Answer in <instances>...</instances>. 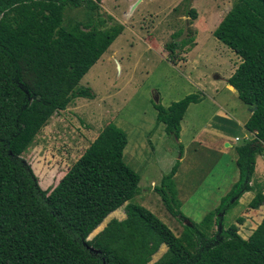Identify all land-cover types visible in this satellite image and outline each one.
I'll return each instance as SVG.
<instances>
[{
    "label": "trees",
    "instance_id": "obj_1",
    "mask_svg": "<svg viewBox=\"0 0 264 264\" xmlns=\"http://www.w3.org/2000/svg\"><path fill=\"white\" fill-rule=\"evenodd\" d=\"M99 2L0 0V264H264V218L247 237L235 222H223L245 191H254L250 207L264 203V182L253 179L257 155L264 152V0H235L213 30L241 59L227 81L251 109L244 126L253 137L235 146L238 177L200 222L180 208L173 180L179 161L154 190L183 220L180 235L129 201L139 193L140 175L124 162L127 136L112 122L49 189L22 158L54 111L77 96H94L79 82L123 30L116 21L106 24ZM66 6L82 7L83 15L66 14ZM188 13L197 16L193 7ZM192 31L181 48L193 43ZM179 44L165 45L173 63ZM201 98L193 92L167 107L155 103L157 123L178 139L188 105ZM123 205L125 219H111L88 238ZM161 245L165 252L150 263Z\"/></svg>",
    "mask_w": 264,
    "mask_h": 264
},
{
    "label": "rangeland",
    "instance_id": "obj_2",
    "mask_svg": "<svg viewBox=\"0 0 264 264\" xmlns=\"http://www.w3.org/2000/svg\"><path fill=\"white\" fill-rule=\"evenodd\" d=\"M234 1L100 0L101 17L106 24L117 20L123 30L79 82L90 86L94 96H77L65 108L54 111L22 153L42 188H51L99 130L112 122L127 136L124 162L140 175L139 193L130 202L143 205L180 235L183 220L166 210L154 190L161 177L179 161L173 180L181 210L200 222L206 212L215 208L238 177L236 144L253 137V133L248 139L243 136L242 127L231 114L242 116L249 105L223 82L215 83L217 73L229 75L241 61L213 34ZM191 7L197 11L195 18L188 13ZM67 12L77 18L83 15L82 7L66 6ZM190 27L193 43L181 48ZM177 31L180 34L173 38ZM176 40L180 44L177 62L173 63L165 45ZM193 92L200 93L202 98L188 105L181 120L180 137L176 139L166 133L162 123H157L154 104L167 107ZM218 110L227 111L226 116ZM221 125L241 137L236 144L224 146L216 132ZM253 179L264 182V152L257 155ZM253 195V190L245 191L223 213L224 224H238L243 237L264 218V203L257 208L248 205ZM124 207L104 218L88 238L111 219H125ZM217 227L216 223L212 229ZM165 250L166 246L161 245L150 263Z\"/></svg>",
    "mask_w": 264,
    "mask_h": 264
},
{
    "label": "crops",
    "instance_id": "obj_3",
    "mask_svg": "<svg viewBox=\"0 0 264 264\" xmlns=\"http://www.w3.org/2000/svg\"><path fill=\"white\" fill-rule=\"evenodd\" d=\"M100 6H101V4H100ZM111 17V16H110ZM112 18V17H111ZM114 21H116V22H118L117 20H114ZM119 23V22H118ZM121 24V23H120ZM238 66V65H237ZM236 68V67H235ZM235 68H233V70H232V72H234L235 71ZM229 71V70H228ZM231 72V73H232ZM231 73H229V75H226V76H223L221 73H217L216 75H215V83L217 82V81H221V82H223L224 83V86L225 87H227V89H229L230 91H236V89L231 85V84H229L228 83V81H227V78L230 76V74ZM224 74V73H223ZM237 92V91H236ZM238 96V95H237ZM211 100L213 101V100H215V98H214V96H212L211 97ZM218 106H220V108H222L221 107V105H218ZM218 112H220V113H224L225 115H224V117L226 116V113L225 112H227V111H225V112H222V111H220V110H218ZM230 112V111H229ZM250 113H251V109H250V107L246 110V111H243V113L241 114L242 116H237L236 114H233V113H231L232 114V116H233V119L235 120V122L237 123V125L239 126H241L242 127V134H243V136H245L247 139H248V137H249V135H251L252 134V132H245V126H244V123H245V121L247 120V118L249 117V115H250ZM182 120V119H181ZM163 124V123H162ZM180 124H181V121H180ZM164 125V124H163ZM165 126V125H164ZM221 127H222V125H221ZM220 128V127H219ZM181 129L182 128H180V131H181ZM230 128H227V127H225V126H223L222 128H220V129H217L216 130V132L217 133H219L220 135H221V137H222V143H224V146H231L232 144H236V142L235 141H237V140H239L241 137L238 135V134H236V135H232L228 130H229ZM181 133V132H180ZM180 133H179V137H180ZM179 139V138H178ZM238 144H240V142L239 143H237L236 145H238ZM263 161V160H262Z\"/></svg>",
    "mask_w": 264,
    "mask_h": 264
}]
</instances>
